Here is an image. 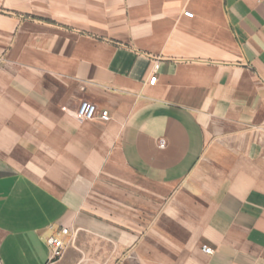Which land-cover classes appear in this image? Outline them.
<instances>
[{
	"label": "crops",
	"instance_id": "obj_1",
	"mask_svg": "<svg viewBox=\"0 0 264 264\" xmlns=\"http://www.w3.org/2000/svg\"><path fill=\"white\" fill-rule=\"evenodd\" d=\"M0 264H264V0H0Z\"/></svg>",
	"mask_w": 264,
	"mask_h": 264
},
{
	"label": "built area",
	"instance_id": "obj_2",
	"mask_svg": "<svg viewBox=\"0 0 264 264\" xmlns=\"http://www.w3.org/2000/svg\"><path fill=\"white\" fill-rule=\"evenodd\" d=\"M184 16L187 18L193 17V15L190 12H185ZM156 68L157 66H155V69ZM155 81H156V75L153 74V76L149 79L148 84L153 85ZM73 116L77 121H81V122L92 121L96 118H99L101 121H105V122L109 120V114L107 111L98 112L97 107L88 101H82L77 107V109L74 111ZM68 233H69L68 229L62 228L54 235L47 238L46 243L50 248L53 257L61 256L62 252L65 249L61 237L67 235ZM201 250L203 253L207 255L212 254V250L208 246H203Z\"/></svg>",
	"mask_w": 264,
	"mask_h": 264
}]
</instances>
